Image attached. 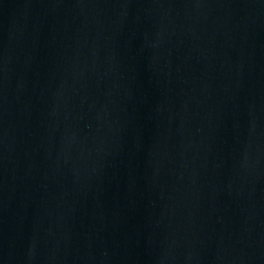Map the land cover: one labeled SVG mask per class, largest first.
<instances>
[{
  "label": "water",
  "instance_id": "water-1",
  "mask_svg": "<svg viewBox=\"0 0 264 264\" xmlns=\"http://www.w3.org/2000/svg\"><path fill=\"white\" fill-rule=\"evenodd\" d=\"M0 264H264V0H0Z\"/></svg>",
  "mask_w": 264,
  "mask_h": 264
}]
</instances>
